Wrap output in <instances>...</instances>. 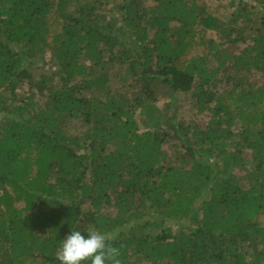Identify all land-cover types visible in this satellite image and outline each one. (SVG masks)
<instances>
[{
  "label": "trees",
  "instance_id": "trees-1",
  "mask_svg": "<svg viewBox=\"0 0 264 264\" xmlns=\"http://www.w3.org/2000/svg\"><path fill=\"white\" fill-rule=\"evenodd\" d=\"M228 7L0 0V264L90 228L122 264H264V0Z\"/></svg>",
  "mask_w": 264,
  "mask_h": 264
},
{
  "label": "clouds",
  "instance_id": "clouds-1",
  "mask_svg": "<svg viewBox=\"0 0 264 264\" xmlns=\"http://www.w3.org/2000/svg\"><path fill=\"white\" fill-rule=\"evenodd\" d=\"M86 233L85 237L81 231L72 230L62 240L55 257L60 264H122L120 248L114 246L119 235L118 229L101 232L90 228Z\"/></svg>",
  "mask_w": 264,
  "mask_h": 264
},
{
  "label": "rangeland",
  "instance_id": "rangeland-1",
  "mask_svg": "<svg viewBox=\"0 0 264 264\" xmlns=\"http://www.w3.org/2000/svg\"><path fill=\"white\" fill-rule=\"evenodd\" d=\"M203 2L209 11L213 12V11L219 10V15H221V16L228 15V13L230 12L229 10H231L228 7V0H203ZM151 3H152L151 1L147 2V4H151ZM58 29H59L58 26L55 27L53 29V33H56ZM43 64L46 65L45 70L44 69L35 70V72H33L34 77H37V74H39V73H47V74L49 73L50 69L52 68L51 61L49 59V55L46 56L45 61H43ZM22 90H24V93H27L30 90L28 88V84H24V86H22ZM178 97H179L178 105L180 108L179 117L184 118V119L196 117L197 119H203V120L205 119L206 120V118H207L206 115H196V112H195V110H193L191 103L187 97H184V96H178ZM70 127L73 129V127L75 128V125L70 124Z\"/></svg>",
  "mask_w": 264,
  "mask_h": 264
}]
</instances>
